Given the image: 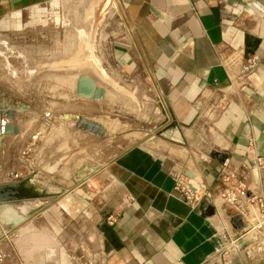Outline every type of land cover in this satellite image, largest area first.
Here are the masks:
<instances>
[{"label":"crops","instance_id":"1","mask_svg":"<svg viewBox=\"0 0 264 264\" xmlns=\"http://www.w3.org/2000/svg\"><path fill=\"white\" fill-rule=\"evenodd\" d=\"M43 1L0 0V20ZM116 3L132 39L116 46L117 61L129 68L145 61L177 129L189 139L182 142L186 148L179 145V155H168L135 145L107 165V179L124 199L100 208V235L90 239L99 244L85 254L83 224L75 226L80 237L69 243L66 222L53 226L50 204L33 202L41 193L52 195L51 189L29 187L28 199L0 203V264H264V173L252 161L255 154L264 155V0ZM31 114H17L20 130H31L27 121L19 123ZM2 137L0 187L17 182L14 173L25 163L24 145L15 149L13 136ZM223 157L247 184L246 192L261 200L250 207L262 216H244L241 230L230 223L238 209L211 199L214 207L192 206L175 190L182 179L192 190L217 195L223 188ZM4 193L0 190V196ZM21 193L10 189L7 194ZM56 209L77 212L60 204ZM112 213L117 222L109 226Z\"/></svg>","mask_w":264,"mask_h":264},{"label":"rangeland","instance_id":"2","mask_svg":"<svg viewBox=\"0 0 264 264\" xmlns=\"http://www.w3.org/2000/svg\"><path fill=\"white\" fill-rule=\"evenodd\" d=\"M98 1L45 0L0 20L2 103L27 104L35 113L29 119H19L22 126L27 121L31 130L27 132L25 128L21 130L23 136L12 137L15 149L24 145L21 159L25 163L19 172L33 175L20 188L52 190V195L44 197L41 193L33 202L50 204L47 214L52 217L53 226L66 222L69 243L80 237L75 226L83 224L80 243L84 254L99 244L90 239L100 235V208L111 205V199H124L123 192L107 179V165L135 145L179 155V145L184 146L189 140L177 129L172 108L145 61L140 60L134 68L118 63L116 46L132 39L128 24L118 16L117 0H113L115 8L100 26L95 47V55L109 80L89 59L93 56L85 50L91 24L88 8ZM127 19L132 28L128 16ZM79 73L93 77L106 90V99L79 97L75 92ZM65 114L70 118L64 120ZM75 115L100 122L105 136L77 128ZM39 130L41 138L34 142L28 155H23L31 136ZM59 204L67 210L77 208V212L59 211Z\"/></svg>","mask_w":264,"mask_h":264},{"label":"water","instance_id":"3","mask_svg":"<svg viewBox=\"0 0 264 264\" xmlns=\"http://www.w3.org/2000/svg\"><path fill=\"white\" fill-rule=\"evenodd\" d=\"M115 4L113 0H99L96 4H91L89 6V20L91 21L90 24V32L88 33V41L86 43L85 50H87L91 55L93 56L92 58L90 57L89 59L93 61V64L96 68L99 69L101 72V75H103L106 80L108 78V75L105 71V69L101 66L98 57L95 55L96 51V39H97V34L99 33L100 26L102 23L105 22L107 16L109 13H111L112 10H114ZM91 61V62H92ZM88 65V64H87ZM87 73V72H86ZM86 73H79V76L77 78V83H76V94L79 97L82 98H91L92 100H104L106 99V90L99 86L97 81L87 75ZM2 96V95H1ZM1 98V97H0ZM2 99V98H1ZM15 105L10 104L7 106H4L2 103V100L0 101V115H1V128H0V141L2 140V136H13V137H18L21 134L20 128L15 124L17 114L19 113H25L28 111H32L31 107L27 104L24 105ZM4 106V107H2ZM47 117H51L50 111L46 112ZM70 116L65 114L63 116L64 120L69 119ZM75 126L91 135H95L98 137H104L105 136V127L98 121L87 119L83 116L80 115H75ZM42 132L39 130L35 134L31 136V142L26 146V150L23 152V155H28L32 149L34 142L38 139L41 138ZM229 158L223 157V162ZM2 167V164L0 163V168ZM32 171V170H31ZM15 177L17 178V182H13L12 184L6 185L4 184L2 187H0V190H4L5 193L0 196V203H6L14 200H25L28 199L29 195L24 194L25 191L28 192L26 188H20V185L26 184L28 180L33 177L29 176V174L26 176L24 173L21 172H16L14 173ZM35 179V178H34ZM10 189H15V191H20L21 194H18L15 197L11 196L10 194H7ZM7 191V192H6ZM252 198V194L250 193H244L242 195V198L240 201L235 205L237 208L240 209L241 213L237 214L235 216L230 217V223L235 228L236 230H241L244 227H246V224L243 222V218L245 215L250 216L252 218L255 216H258L259 218L262 216L260 212L254 211L252 209L247 201ZM208 202L210 206H213L212 201L208 197H204L201 201V205H205ZM227 208H231L230 206H227ZM25 219H21L19 223H22ZM263 224V222L261 223ZM16 226V225H15Z\"/></svg>","mask_w":264,"mask_h":264},{"label":"built area","instance_id":"4","mask_svg":"<svg viewBox=\"0 0 264 264\" xmlns=\"http://www.w3.org/2000/svg\"><path fill=\"white\" fill-rule=\"evenodd\" d=\"M252 161L254 162V167L259 173H264V155L255 154L252 156ZM230 160L227 159L222 164L221 169V179L223 188H220L217 195L214 196V194H211L207 191H195L192 190L187 186L185 181L182 179L178 181V183L175 186V190L182 196V198L185 200L186 203L196 206L198 205L204 197H208L213 201H219L223 205H226L224 208H227V206H230V209L236 208L240 211L239 208H237L235 205L240 201L242 198V195L246 193V190L248 188L245 181L237 174V172L233 171L229 167ZM261 201L259 198L253 196L249 201H252L251 204H254L255 201ZM241 213V211H240ZM246 216V215H245ZM117 222V215L112 213L107 217V224L109 226L114 225ZM256 228V227H255Z\"/></svg>","mask_w":264,"mask_h":264},{"label":"bare ground","instance_id":"5","mask_svg":"<svg viewBox=\"0 0 264 264\" xmlns=\"http://www.w3.org/2000/svg\"><path fill=\"white\" fill-rule=\"evenodd\" d=\"M120 14V13H119ZM123 18V17H122ZM131 37V36H130ZM91 168V167H90ZM90 170V169H89Z\"/></svg>","mask_w":264,"mask_h":264}]
</instances>
